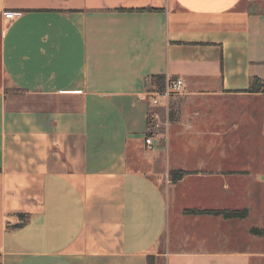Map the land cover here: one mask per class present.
<instances>
[{
  "label": "crops",
  "instance_id": "crops-1",
  "mask_svg": "<svg viewBox=\"0 0 264 264\" xmlns=\"http://www.w3.org/2000/svg\"><path fill=\"white\" fill-rule=\"evenodd\" d=\"M251 3L0 0V264H264ZM154 76L183 92L147 149Z\"/></svg>",
  "mask_w": 264,
  "mask_h": 264
},
{
  "label": "built area",
  "instance_id": "built-area-1",
  "mask_svg": "<svg viewBox=\"0 0 264 264\" xmlns=\"http://www.w3.org/2000/svg\"><path fill=\"white\" fill-rule=\"evenodd\" d=\"M20 12L8 11L4 13L5 19H11L19 15ZM183 92V83L179 78L167 79L161 88L156 85H150L142 94V99L147 102L149 107L153 108H165L166 118L161 120L158 112L149 110L148 117L150 120L149 131L144 135V143L147 149H152L153 139L158 136L159 128L161 126H167L169 124V105L170 100L174 96L180 95Z\"/></svg>",
  "mask_w": 264,
  "mask_h": 264
},
{
  "label": "trees",
  "instance_id": "trees-1",
  "mask_svg": "<svg viewBox=\"0 0 264 264\" xmlns=\"http://www.w3.org/2000/svg\"><path fill=\"white\" fill-rule=\"evenodd\" d=\"M249 10H260V11H264V6H259L257 4H253L251 3L249 5ZM155 85L158 86L159 88H161L163 86V79L162 76H154L153 78ZM258 79L257 78H253L251 80V85L249 87V91H257L258 87H256V83H257ZM172 114H171V110L169 111V117L171 118ZM185 171L179 170V171H175L172 173V180H178L180 178L183 177V175H185ZM188 212L191 213H203V212H207V213H217V214H222L224 217H244L246 215V210H241V211H235V210H197V209H189L186 210ZM253 233H258L261 234L264 232V230H258V229H252Z\"/></svg>",
  "mask_w": 264,
  "mask_h": 264
},
{
  "label": "rangeland",
  "instance_id": "rangeland-1",
  "mask_svg": "<svg viewBox=\"0 0 264 264\" xmlns=\"http://www.w3.org/2000/svg\"><path fill=\"white\" fill-rule=\"evenodd\" d=\"M170 108H171V107L169 106V110H170ZM178 171H179V170H178ZM246 183H247V181H242V184H243V185L246 184ZM260 184H263V185H264V181H263L262 183H260ZM263 187H264V186H263ZM261 192H262V193H261V194H262L261 199L264 200V191H261Z\"/></svg>",
  "mask_w": 264,
  "mask_h": 264
}]
</instances>
